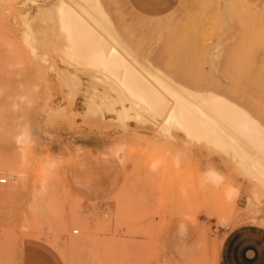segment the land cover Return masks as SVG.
Here are the masks:
<instances>
[{"label":"rangeland","instance_id":"1","mask_svg":"<svg viewBox=\"0 0 264 264\" xmlns=\"http://www.w3.org/2000/svg\"><path fill=\"white\" fill-rule=\"evenodd\" d=\"M51 1L0 0V174L8 176L0 183V264H220L228 230L264 224V188L181 131L165 136L134 120L126 127L113 115H87L83 92L71 98L64 79L22 39V15ZM146 1L156 7L102 0L141 58L196 90L248 106L261 101L260 84L239 95L229 81L214 83L201 51L241 38L225 24L221 0ZM258 39L264 50V36ZM49 57L58 69H73L55 51ZM23 127L31 138L20 145Z\"/></svg>","mask_w":264,"mask_h":264},{"label":"bare ground","instance_id":"2","mask_svg":"<svg viewBox=\"0 0 264 264\" xmlns=\"http://www.w3.org/2000/svg\"><path fill=\"white\" fill-rule=\"evenodd\" d=\"M109 11L102 0H52L40 4L36 14L22 15L23 42L42 66L50 65L56 70L69 86L71 96L83 92L88 112L85 115H113L126 127L128 121L134 120L138 127H157L165 136L181 131L188 140L204 142L223 152L264 188V122L259 118L264 116V77L255 75L264 70V50H260L263 41L258 39L264 36V0H221L225 24L231 25L233 35L241 38L227 47L218 41L214 51L206 45L201 48L217 73L214 83L229 81L239 95L247 84L263 87L258 95L261 101L253 100L249 106L214 89L196 90L191 83L190 88L180 76L158 68L161 62L141 58L135 45L116 27ZM254 24L256 29L252 28ZM51 50L73 69H58L50 61ZM82 75L87 76L86 83ZM251 97L247 96L249 102ZM30 138L26 127L16 135L20 145ZM215 176L219 179V175Z\"/></svg>","mask_w":264,"mask_h":264},{"label":"crops","instance_id":"3","mask_svg":"<svg viewBox=\"0 0 264 264\" xmlns=\"http://www.w3.org/2000/svg\"><path fill=\"white\" fill-rule=\"evenodd\" d=\"M137 2L147 8L156 7L155 2ZM220 264H264V224L243 222L228 230L220 246Z\"/></svg>","mask_w":264,"mask_h":264},{"label":"built area","instance_id":"4","mask_svg":"<svg viewBox=\"0 0 264 264\" xmlns=\"http://www.w3.org/2000/svg\"><path fill=\"white\" fill-rule=\"evenodd\" d=\"M8 182V176L0 174V183H7ZM79 229H76L75 232H78Z\"/></svg>","mask_w":264,"mask_h":264}]
</instances>
